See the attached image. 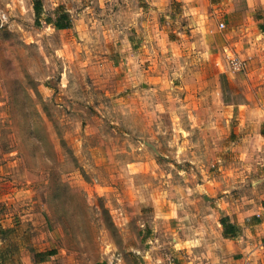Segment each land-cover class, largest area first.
<instances>
[{"label": "rangeland", "instance_id": "rangeland-1", "mask_svg": "<svg viewBox=\"0 0 264 264\" xmlns=\"http://www.w3.org/2000/svg\"><path fill=\"white\" fill-rule=\"evenodd\" d=\"M41 3L0 0V264H264V10Z\"/></svg>", "mask_w": 264, "mask_h": 264}, {"label": "trees", "instance_id": "trees-1", "mask_svg": "<svg viewBox=\"0 0 264 264\" xmlns=\"http://www.w3.org/2000/svg\"><path fill=\"white\" fill-rule=\"evenodd\" d=\"M33 3V10H34V15L35 19L38 20L41 13H42V3L41 0H32ZM46 23H51L54 27L56 28H67L70 27V17L69 14L66 11L60 12L58 16H56L54 19H52L50 16L45 18ZM252 217L255 219V222L260 221L259 215H252ZM219 222L222 226V233L224 237H235L239 230L240 226L239 224L232 222L228 216H222L219 219ZM246 224L247 221H245ZM55 252L53 249L45 250V251H40L35 254V260H45L48 255H51ZM39 255V257H37Z\"/></svg>", "mask_w": 264, "mask_h": 264}, {"label": "crops", "instance_id": "crops-1", "mask_svg": "<svg viewBox=\"0 0 264 264\" xmlns=\"http://www.w3.org/2000/svg\"><path fill=\"white\" fill-rule=\"evenodd\" d=\"M165 4L166 3H163V0H146V4L140 5L139 7H140L141 13H142L143 24H145L147 19L150 17L147 11L151 10L152 12L158 13L160 11L159 8L164 6ZM188 4L191 5L190 3H188ZM192 4L194 6L196 3H192ZM32 5H33V3H32ZM248 5H249V9H250V5H252V11L253 12H254V10H256L258 8L264 10V0H248ZM153 15H155V14H153ZM261 28H263V27L261 26ZM244 224L248 225L249 223L246 224V222H245Z\"/></svg>", "mask_w": 264, "mask_h": 264}, {"label": "water", "instance_id": "water-1", "mask_svg": "<svg viewBox=\"0 0 264 264\" xmlns=\"http://www.w3.org/2000/svg\"><path fill=\"white\" fill-rule=\"evenodd\" d=\"M95 264H105V263L102 262V261H98V262H96Z\"/></svg>", "mask_w": 264, "mask_h": 264}]
</instances>
